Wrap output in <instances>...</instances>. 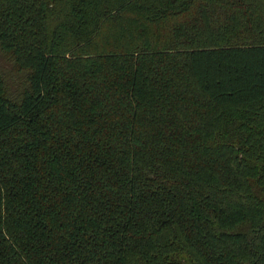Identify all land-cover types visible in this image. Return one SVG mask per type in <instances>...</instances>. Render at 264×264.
Returning <instances> with one entry per match:
<instances>
[{
	"label": "trees",
	"instance_id": "1",
	"mask_svg": "<svg viewBox=\"0 0 264 264\" xmlns=\"http://www.w3.org/2000/svg\"><path fill=\"white\" fill-rule=\"evenodd\" d=\"M0 264H264V0H0Z\"/></svg>",
	"mask_w": 264,
	"mask_h": 264
},
{
	"label": "rangeland",
	"instance_id": "2",
	"mask_svg": "<svg viewBox=\"0 0 264 264\" xmlns=\"http://www.w3.org/2000/svg\"><path fill=\"white\" fill-rule=\"evenodd\" d=\"M0 74L4 75L6 81L8 83H12V81L17 77H22V74L16 75V73L12 70V66L6 60H4L3 54L0 51Z\"/></svg>",
	"mask_w": 264,
	"mask_h": 264
}]
</instances>
